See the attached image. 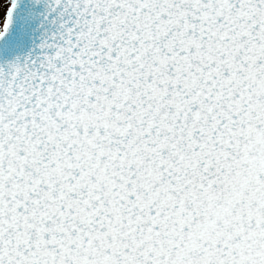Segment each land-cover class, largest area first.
<instances>
[{"label":"snow or ice","instance_id":"1","mask_svg":"<svg viewBox=\"0 0 264 264\" xmlns=\"http://www.w3.org/2000/svg\"><path fill=\"white\" fill-rule=\"evenodd\" d=\"M0 264H264V0H0Z\"/></svg>","mask_w":264,"mask_h":264}]
</instances>
